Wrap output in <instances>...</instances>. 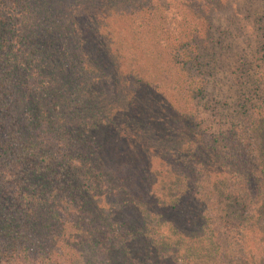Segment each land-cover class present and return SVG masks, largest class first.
Wrapping results in <instances>:
<instances>
[{
    "label": "trees",
    "instance_id": "trees-1",
    "mask_svg": "<svg viewBox=\"0 0 264 264\" xmlns=\"http://www.w3.org/2000/svg\"><path fill=\"white\" fill-rule=\"evenodd\" d=\"M175 2L0 0V264H264V69L207 142L209 3ZM150 125L178 171L138 169L110 214L103 182Z\"/></svg>",
    "mask_w": 264,
    "mask_h": 264
},
{
    "label": "rangeland",
    "instance_id": "rangeland-1",
    "mask_svg": "<svg viewBox=\"0 0 264 264\" xmlns=\"http://www.w3.org/2000/svg\"><path fill=\"white\" fill-rule=\"evenodd\" d=\"M160 1L165 5L170 4L173 11L178 8L175 9V0ZM206 1H208L209 7L206 3L204 9L206 13L210 11L207 29L209 37L202 38L200 52L205 53L206 60H209L210 63L206 71L209 86L206 95L198 93L194 101L198 103L197 112L201 120V129L204 132L205 140L209 142L215 134L228 132L234 125L241 127L242 123L238 118L237 111L239 102L237 90L238 88L243 89V86H240L239 81L249 82L244 86L250 88V76L256 79L259 72L264 69V0ZM168 19L170 18L168 17ZM258 49H260L259 52ZM104 81L106 91L108 87L112 93L113 90L109 85L110 80L105 79ZM174 140V131L171 128L155 129L151 125L147 126L141 134V140L138 143L134 142L135 140H129L127 146L136 143L135 148L139 149V156H142L141 165L139 168L132 167L125 160L120 165L117 181L107 183L105 180L103 182L107 194H105V198L101 195L99 201H103V207H109L110 214L116 213L118 208L115 204L121 203L126 194H130L129 191L134 198L140 192L138 191L141 188L139 183L138 186L130 185V188L127 184L128 181L130 182V178L132 181V177H136L138 169L142 172L149 169V173L152 170L160 172L161 162H163L165 168L178 171L174 158L177 154ZM220 145L222 146V144ZM130 152L131 148L127 147L125 154L130 155ZM108 167L113 168L112 165ZM117 168L115 167V170H118ZM120 178H124L125 181L120 182ZM147 187L148 183L143 186L144 189ZM161 196L160 186H158L153 197H150L149 201L147 198V204H153L152 207H149L151 210L159 208L161 202L158 201ZM131 213L130 216L133 219L138 217L143 219V213H134L133 211ZM85 261L87 262L86 259ZM79 264H85L84 260Z\"/></svg>",
    "mask_w": 264,
    "mask_h": 264
}]
</instances>
